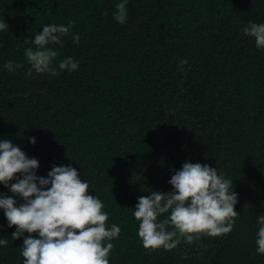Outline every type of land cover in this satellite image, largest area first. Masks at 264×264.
<instances>
[{
    "label": "trees",
    "instance_id": "obj_1",
    "mask_svg": "<svg viewBox=\"0 0 264 264\" xmlns=\"http://www.w3.org/2000/svg\"><path fill=\"white\" fill-rule=\"evenodd\" d=\"M121 2L0 0V22L8 24L0 31V140L37 159L39 177L54 165L80 172L105 205L109 227L121 229L110 264H264L256 244L264 214V49L242 34L249 22L264 23V0H128L124 24L114 18ZM70 22L63 47L50 45L59 54L57 75L28 76L25 51L35 34ZM68 58L76 71L59 69ZM9 61L21 67L9 71ZM185 162L233 182V230L146 250L134 217L138 198L172 192L169 180ZM0 193L23 203L2 184ZM15 231L0 209V238L8 239L0 264H23Z\"/></svg>",
    "mask_w": 264,
    "mask_h": 264
},
{
    "label": "clouds",
    "instance_id": "obj_2",
    "mask_svg": "<svg viewBox=\"0 0 264 264\" xmlns=\"http://www.w3.org/2000/svg\"><path fill=\"white\" fill-rule=\"evenodd\" d=\"M127 2L122 0L117 5L114 18L120 24L127 19ZM73 25L74 22L67 26L52 23L35 34L34 48L25 51L31 65L28 76L32 70L57 75L53 62L59 54L50 45L63 47L62 38L70 34ZM7 29L8 24L0 22V31ZM242 34L254 38L257 49H264V23L249 22ZM79 41L80 36L75 35L73 42ZM187 63L181 60L180 68ZM5 67L15 71L21 65L9 61ZM59 69L76 71L78 62L64 59ZM29 140L36 143L35 138ZM38 168L39 161L28 157L20 146L9 139L0 140V184L23 201L17 206L16 199L0 193V209L8 227L16 229L12 239L23 238V264H110L112 241L119 238L121 229L116 224L109 227L101 199L89 194V184L70 165H54L47 177L37 176ZM169 184L172 192L140 196L134 208L138 237L146 250L170 251L181 240L193 244L202 237L216 238L232 232L239 216L235 211L238 194L233 182L218 174L216 168L185 162ZM165 214L169 215L161 222L159 217ZM257 223V252L264 255V214L257 217ZM7 244L8 239L0 238V246Z\"/></svg>",
    "mask_w": 264,
    "mask_h": 264
}]
</instances>
